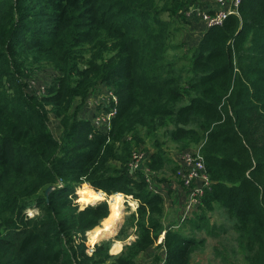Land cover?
Here are the masks:
<instances>
[{"label":"trees","instance_id":"1","mask_svg":"<svg viewBox=\"0 0 264 264\" xmlns=\"http://www.w3.org/2000/svg\"><path fill=\"white\" fill-rule=\"evenodd\" d=\"M198 5L0 0V264H138L165 231V199L151 192L144 169L163 168L162 159L174 163L162 155V144L150 152L141 138L143 130L161 128L179 150L198 148L211 186L193 218L180 230L166 229L156 246L166 252L152 264H191L206 245L196 231L221 236L210 215L219 208L247 264H264V0H243L223 26L204 32L186 58L188 76L178 75L164 61L170 28ZM45 63L59 76L57 86L47 96H30L20 76ZM99 84L116 85L119 96L108 134L78 116ZM49 110L60 121L59 138ZM134 149L149 153L150 162L131 173ZM177 170L178 163L173 176ZM150 175L159 187L158 172ZM76 191L81 202L98 191L138 200L130 216L136 239L118 256L110 249L127 239V227L89 255L88 232L111 208L102 201L82 209L69 196ZM32 204L39 210L28 217Z\"/></svg>","mask_w":264,"mask_h":264},{"label":"rangeland","instance_id":"2","mask_svg":"<svg viewBox=\"0 0 264 264\" xmlns=\"http://www.w3.org/2000/svg\"><path fill=\"white\" fill-rule=\"evenodd\" d=\"M215 3L216 0H200V6L198 8L196 9L191 8L190 10L188 9L184 10L185 19L182 18L181 20H176L174 21V24H172V27L170 28L171 36L169 41L167 42L168 48L164 54V61L167 63H171L173 65L172 70H174L178 75L182 74L184 76H188V69L190 66L186 58L189 55H191V51L194 50L197 40L199 42L202 34L208 30V27L203 23L200 25V27L198 26L195 27L196 20H198V23H200L199 12L200 11L203 12L204 10H207V8L213 7ZM188 14L189 15L192 14V17L188 16ZM173 30H177V31L173 32ZM58 77L59 76L56 75V72L51 67V65L45 63L42 65L40 64L31 65L30 69L27 72H23V74L20 76V79H24V84H25L24 89L30 96L44 97L48 95L49 89L55 88L57 86ZM118 107H119V96L116 92V85L109 86L107 84L104 85L99 84L92 91L89 98L80 109L78 116L80 120L89 122L92 125L99 123L106 124L112 118L115 109L116 108L118 109ZM85 110L89 111L91 114H93V116L89 115L88 113L85 114L84 112ZM48 118H49V126L51 131L54 133L55 137L59 138L61 135L62 128L56 113L54 111L49 110ZM159 131L161 133H150L143 130L141 133V138L144 139V144L142 145L143 146L142 148H145L147 150L149 149L150 152H155L156 151L155 149L157 148L156 144H160V145L162 144V149L164 150L161 152L162 155L167 157L169 156L171 158L170 160H172L174 163L171 165L164 164L167 161V159H162L163 161L162 165L164 166L163 168L161 169L151 168L152 171L154 170L158 172L159 174L157 176L158 182L161 180H166L171 183L177 184V190L175 192L166 194V196L172 199L169 202L172 204V207L169 210V217H170L174 213H177V211H179L178 207L182 205V201H183L181 198L184 196V200H185L187 194L190 192L192 187V186H188L185 182L182 183L180 177L176 176V174L175 176L172 175L171 170L172 168L176 167L175 160L177 159V157H181L186 153H191L193 155L198 154V148L192 147L189 150L181 151L176 146V144H174L169 138H166L164 136L162 128L159 129ZM133 145H135V141L133 142ZM134 148L136 147L134 146ZM136 150L137 149H134L132 151V154ZM119 165L121 164L119 163ZM112 166H113V171L116 170L117 164L113 162ZM166 184L170 185L169 183ZM87 185L88 187L92 188L89 184ZM98 192L103 193L100 191ZM69 196L71 198L72 196H74L73 200L76 204L80 205V208L83 209L86 206H88L87 203H84L85 199H83L82 202L80 201V197H78L79 195H77V191L75 195L73 193H70ZM103 196H104L103 200H101L100 202L106 201L110 203V196H107L104 193ZM125 199L126 202L124 204V209H123L124 212L123 219L116 234L119 231L123 230L124 227H127L128 236L126 240L117 239L113 241L114 246L117 242L119 241L120 243L122 242L123 249L125 246L131 244L136 239L135 229L131 228L132 226L130 223V216L136 213L139 207L138 200L133 199L131 196L126 197ZM38 209L39 208L37 204H34V206L30 208V210L34 213ZM210 215L211 218L218 225V232L219 234H221V236H219L218 238H213L208 235L206 230L196 231L198 232V236L200 239L206 240V245L204 250L193 255L191 259V264H247L244 255L239 250L238 243L234 236V232L231 229L233 224L230 220H228V217L226 216L224 209L221 211V209L219 208ZM87 238H88V242H90L91 236L89 235V233L87 235ZM90 244L91 245L88 244L89 247L91 246L89 250H91L92 248L94 249L95 244H93L92 242H90ZM121 248L122 246H120L119 249H117V251L115 252L116 253L120 252ZM157 253L161 255L164 254L162 250L158 251L155 247H153L148 251H146L145 254L140 256L137 259V263L152 264L154 261V256H156Z\"/></svg>","mask_w":264,"mask_h":264},{"label":"built area","instance_id":"3","mask_svg":"<svg viewBox=\"0 0 264 264\" xmlns=\"http://www.w3.org/2000/svg\"><path fill=\"white\" fill-rule=\"evenodd\" d=\"M243 0H216V3L213 7L207 8L203 12H199V19L205 24L208 29L211 27H221L232 15H236L242 4ZM192 9H196L193 7ZM188 16H192L188 14ZM104 85V84H102ZM85 114L88 113L92 115L89 111H84ZM118 113L116 108L114 115L106 124H94L92 125L96 133L108 134L112 129V121ZM94 136V133H91L90 138ZM150 162V154H147L143 150H136L131 158L129 163V168L131 173L145 167L146 163ZM178 163V170L176 171V176H179L182 183L185 182L188 186H192L190 192L187 194L183 211L178 222L169 227L171 230H180L182 226L193 218L194 214L199 210L197 209L200 206L202 197L204 195L205 189L211 186V182L208 178V175L205 171V164L203 157L198 152V154L193 155L191 153H186L181 157H177L175 160ZM146 181L150 183V190L153 194H160L163 196L162 190L156 186L154 183V178L151 177L152 170L146 166L144 169ZM153 173V177H154ZM158 176V175H157ZM159 182H162L159 181ZM30 209L26 211L28 217H33L38 210L34 213ZM166 231L162 235H165ZM93 250H89V255H92Z\"/></svg>","mask_w":264,"mask_h":264},{"label":"bare ground","instance_id":"4","mask_svg":"<svg viewBox=\"0 0 264 264\" xmlns=\"http://www.w3.org/2000/svg\"><path fill=\"white\" fill-rule=\"evenodd\" d=\"M103 197V193H94L93 195L85 198L84 203H87V205L95 204L103 200ZM125 202V197L120 194L110 196L109 204L111 207V216L103 221V226L101 225L100 227L95 229V231L92 230L88 232L91 236L90 242L97 245V243H99L101 240L114 236L123 219V209ZM120 246H122V244L120 242H117L114 246V250L119 249Z\"/></svg>","mask_w":264,"mask_h":264},{"label":"crops","instance_id":"5","mask_svg":"<svg viewBox=\"0 0 264 264\" xmlns=\"http://www.w3.org/2000/svg\"><path fill=\"white\" fill-rule=\"evenodd\" d=\"M199 7V5L197 6V7H195V8H198ZM192 17V16H191ZM190 18V17H189ZM196 22H198V20H196ZM202 24V22H201V20H200V23H198L197 24V26L198 27H200V25ZM196 25V24H195ZM159 183V188L162 190V192H163V198L165 199L164 201H165V204H166V208H165V217L163 218V225L165 226V231H166V229H168L169 227H171V226H173V225H175L177 222H178V220H179V218H180V216H181V213H182V211H183V208H184V204H185V200H186V198H185V200H184V196L181 198L183 201H182V205H180L179 207H178V210L179 211H177V213H174L172 216H170L169 217V210H170V208L172 207V204L171 203H169L172 199L171 198H169L168 196H166V194H168V193H172V192H175L176 190H177V184L176 183H171V182H169V181H166V180H162V182H158ZM166 183H169L170 185H168V184H166ZM183 202H184V204H183ZM222 211V210H221ZM164 231V232H165ZM117 232V231H116ZM116 232H115V234H116ZM114 234V235H115ZM163 234V233H162ZM161 234V236L159 237V239H158V241H156L155 242V244H154V246L153 247H155L156 248V246H158L159 244H161L163 241H164V237H165V235H162ZM194 236H195V238H197V239H200L199 238V236H198V232H195V234H194ZM120 242V241H119ZM121 244H122V242H121ZM152 247V248H153ZM123 250V244H122V248H121V250H120V252H115V251H117V250H114V244L111 246V249H110V254L111 255H113V256H118L120 253H121V251ZM162 251H163V253L165 254V249L163 248V249H161ZM146 253V251L145 252H143L140 256H142L143 254H145ZM139 256V257H140ZM138 257V258H139Z\"/></svg>","mask_w":264,"mask_h":264},{"label":"water","instance_id":"6","mask_svg":"<svg viewBox=\"0 0 264 264\" xmlns=\"http://www.w3.org/2000/svg\"><path fill=\"white\" fill-rule=\"evenodd\" d=\"M53 190H55V186H51V187H49V188L47 189V191H46L47 197H49V195L51 194V192H52ZM118 233H119V232H118ZM118 233H117L114 237H116V236L118 235ZM114 237L103 239V240H101L100 242L105 241V240H115ZM100 242H99V243H100ZM97 244H98V243H97Z\"/></svg>","mask_w":264,"mask_h":264},{"label":"clouds","instance_id":"7","mask_svg":"<svg viewBox=\"0 0 264 264\" xmlns=\"http://www.w3.org/2000/svg\"><path fill=\"white\" fill-rule=\"evenodd\" d=\"M95 191H96V190H95ZM32 206H34V204H32V205H30L29 207L26 208V210H25V212H24V215H26V211H27L28 209H30ZM38 208H39V207H38ZM38 210H39V209H38ZM26 216H27V215H26ZM168 229H169V228H168ZM166 231H167V230H166ZM165 234H166V233H165ZM162 243H163V242H162ZM162 243H161V244H162ZM159 245H160V244H159Z\"/></svg>","mask_w":264,"mask_h":264}]
</instances>
